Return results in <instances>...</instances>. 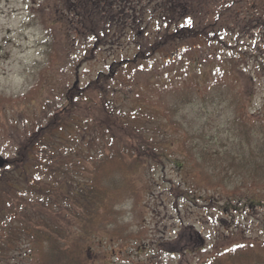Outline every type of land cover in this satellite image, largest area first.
Returning a JSON list of instances; mask_svg holds the SVG:
<instances>
[{"label": "rangeland", "instance_id": "374dc122", "mask_svg": "<svg viewBox=\"0 0 264 264\" xmlns=\"http://www.w3.org/2000/svg\"><path fill=\"white\" fill-rule=\"evenodd\" d=\"M101 1L111 12L122 11V0ZM147 1L125 0V12L132 9L128 17L135 15V10L142 18L148 17L143 18L142 35L138 36L140 30L127 29L128 19L124 27L107 28L101 12L91 14L93 0H0L2 156H16L17 149L39 124L57 106L66 104L69 85L85 88L122 60L127 62L117 67L115 77L124 89L135 90L149 100L161 93L160 85L186 88L195 75L194 88L200 95L208 93L212 83V89L224 85L236 94L240 110L238 104L233 108L223 104L204 107L212 112L220 110L219 122L230 110H238V114L251 120L264 121V0H193L196 8L191 14L181 11L184 17L180 13V24H185V17H189L199 34L156 52L149 48L152 35L160 28L164 31L165 23L158 19V14L149 22L148 12L156 9L159 13L160 9L154 4L147 6ZM71 5H76L74 12L78 18L69 11ZM79 19L85 26L79 25ZM147 26L150 29L144 31ZM90 29L109 31V36L96 43L103 35L91 34ZM175 49L181 50L178 60L169 58ZM143 50L148 58L137 56ZM193 62L196 63L192 69ZM200 100L197 107L189 106L188 110L200 108ZM183 113L188 114L186 110ZM207 117H199L194 123H202ZM222 136L228 138L227 134ZM153 172L155 180L149 187L150 193L118 205L115 221L107 229H82L83 240L74 237V242L89 251L91 264H201L237 244L259 246L264 241V207L255 204L234 214L223 209L219 194L234 187L223 186L222 191H216L189 184L186 188L182 184L185 171L171 164L165 170L154 168ZM149 177L139 175L138 187ZM187 189L199 197L198 201L191 203L184 198ZM260 192L264 199V191Z\"/></svg>", "mask_w": 264, "mask_h": 264}, {"label": "trees", "instance_id": "16d2710c", "mask_svg": "<svg viewBox=\"0 0 264 264\" xmlns=\"http://www.w3.org/2000/svg\"><path fill=\"white\" fill-rule=\"evenodd\" d=\"M183 1H147V6L160 9L159 13L156 9L148 12L149 22L158 14L165 23L164 31L160 28L152 35L151 50L199 34L193 21H186L189 17L180 24L181 11L185 14L193 7V0ZM122 2L125 9L126 2ZM76 10L74 5L69 7L71 13ZM134 12L131 17L121 14V20L102 16L103 23L119 29L128 19L127 29L141 31L143 18L148 17ZM78 22L85 26L82 20ZM90 32L103 35L96 37V43L109 36L106 30ZM137 56L148 58L144 50ZM180 57V49L169 55L172 60ZM117 67L85 88L69 85L66 104L57 106L17 149V155L8 158L0 172V264H91L89 251L74 242V237L83 240L82 229H107L115 221L117 206L149 194L155 180L153 169L165 170L167 164L185 171L182 184L186 188L189 184L216 191L234 187L219 194L227 213L255 204L264 207L260 192L264 191V121L238 114L241 105L235 93L224 85L212 89V83L209 92L200 95L194 88V75L186 88L160 85L161 93L149 100L124 89L115 77ZM199 100L200 108L188 110L197 107ZM222 104L231 108L238 104L239 109L230 110L223 122L217 119L220 110L204 109ZM205 115L209 118L194 123ZM143 173L150 177L138 187L141 179L137 177ZM184 198L191 203L199 199L190 189ZM258 244H237L201 264H264V241Z\"/></svg>", "mask_w": 264, "mask_h": 264}, {"label": "water", "instance_id": "95a60500", "mask_svg": "<svg viewBox=\"0 0 264 264\" xmlns=\"http://www.w3.org/2000/svg\"><path fill=\"white\" fill-rule=\"evenodd\" d=\"M6 162H7L6 159H4V158L0 155V169H1L2 167L5 166Z\"/></svg>", "mask_w": 264, "mask_h": 264}]
</instances>
